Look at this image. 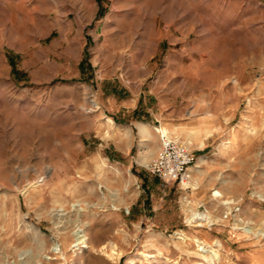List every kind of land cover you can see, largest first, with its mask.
<instances>
[{
    "label": "rangeland",
    "instance_id": "rangeland-1",
    "mask_svg": "<svg viewBox=\"0 0 264 264\" xmlns=\"http://www.w3.org/2000/svg\"><path fill=\"white\" fill-rule=\"evenodd\" d=\"M0 264H264V0H0Z\"/></svg>",
    "mask_w": 264,
    "mask_h": 264
},
{
    "label": "built area",
    "instance_id": "built-area-1",
    "mask_svg": "<svg viewBox=\"0 0 264 264\" xmlns=\"http://www.w3.org/2000/svg\"><path fill=\"white\" fill-rule=\"evenodd\" d=\"M193 163L194 155L184 143L172 138H163L149 170L164 182L178 181L188 184Z\"/></svg>",
    "mask_w": 264,
    "mask_h": 264
},
{
    "label": "bare ground",
    "instance_id": "bare-ground-1",
    "mask_svg": "<svg viewBox=\"0 0 264 264\" xmlns=\"http://www.w3.org/2000/svg\"><path fill=\"white\" fill-rule=\"evenodd\" d=\"M140 128H141V130H142V132H144L146 135H150V132H149V127H148V125L147 124H143V123H141V125H140ZM155 130H157L158 132H160V136H161V139H163V138H171L169 135H168V133H166V131H164L163 129L161 130V129H156L155 128ZM185 144V143H184ZM189 146V145H188ZM200 217V216H199ZM194 221H196V220H194ZM206 222V221H208V223H210L211 222V220L210 219H207L206 217L205 218H203V217H200V218H197V222ZM198 226H202V223H199L198 224ZM85 241V240H84ZM83 241V242H84ZM208 249V248H207ZM200 250H202L201 249V247H200ZM204 250V249H203ZM209 253V252H208ZM110 256L112 257V258H117L118 256H119V252H116L115 250L114 251H112V253L110 254ZM206 256V255H205Z\"/></svg>",
    "mask_w": 264,
    "mask_h": 264
},
{
    "label": "crops",
    "instance_id": "crops-1",
    "mask_svg": "<svg viewBox=\"0 0 264 264\" xmlns=\"http://www.w3.org/2000/svg\"><path fill=\"white\" fill-rule=\"evenodd\" d=\"M141 124V123H140ZM140 124H139V129H140V132L142 133L143 136H146V137H149L148 135H146L144 132H142L141 128H140ZM166 129V128H165ZM167 130V129H166ZM168 131V130H167ZM150 132V130H149ZM151 134V132H150ZM144 163H148V159L144 160Z\"/></svg>",
    "mask_w": 264,
    "mask_h": 264
}]
</instances>
